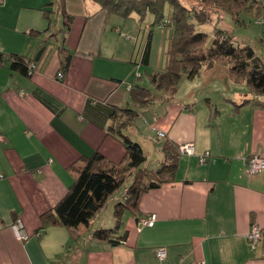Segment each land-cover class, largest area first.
Returning a JSON list of instances; mask_svg holds the SVG:
<instances>
[{"label":"crops","instance_id":"1","mask_svg":"<svg viewBox=\"0 0 264 264\" xmlns=\"http://www.w3.org/2000/svg\"><path fill=\"white\" fill-rule=\"evenodd\" d=\"M56 2L0 1V50L36 61L30 75L0 65V264H264V241L250 243L245 236L253 223L264 228V169L248 174L245 165L249 155H264V95L256 96L259 103L243 100L239 108L232 106L247 89L245 97L254 96L249 88L235 87L218 98L224 101L219 107L240 112V121H193L179 117L180 107L159 125L161 142L190 141L193 152H181L174 180L141 196L138 213H155L153 224L140 226L135 214L125 210L118 228L126 233L123 242L91 238L93 228L114 224L112 205L121 190L76 238L64 227L39 228V214L56 203L72 180L69 163L96 148L108 159L122 157L121 143L105 135V127L113 107L129 103L123 80L111 74L117 67L113 56L101 52L99 37L109 13L99 7L84 17L73 40L70 24L64 37L70 64L56 76L59 55L53 36L48 37L51 23L40 8H55ZM66 8L72 22L74 15H82L68 8V0ZM46 26V31L29 32ZM217 66H209L205 77L229 79ZM208 97L205 103L211 106ZM127 128L135 133L136 119ZM161 142L153 144L157 159ZM17 217L29 234L25 240L10 227ZM160 246L165 248L162 259L154 253Z\"/></svg>","mask_w":264,"mask_h":264},{"label":"trees","instance_id":"2","mask_svg":"<svg viewBox=\"0 0 264 264\" xmlns=\"http://www.w3.org/2000/svg\"><path fill=\"white\" fill-rule=\"evenodd\" d=\"M106 13H115L128 17L131 12L137 18L143 19L146 12L153 15L152 25L164 24L169 32L166 34L164 62L159 69L147 74L149 85H144L133 79L128 81L127 89L129 103L113 107L110 123L105 127V135L116 138L123 147L122 157L111 160L96 148L90 154H82L67 165L72 180L63 195L55 204L39 214V228L45 226H60L66 228L73 238L80 235L81 227L88 226L90 220L107 203L110 196L118 190L122 195L113 202L112 226H97L90 232L92 239L118 244L125 240L126 233L118 232L122 224L125 210L134 213L138 218L139 200L148 190L162 183L175 179L179 156L178 145L172 140L164 139L160 148L162 157L156 168L143 166L146 156L140 143L130 137L124 130L135 123V119L154 99L150 85L166 94L171 99L181 76L193 78L201 67H209L215 63L227 66L229 78L234 82H245L253 97L243 100L260 102L256 96L264 95V56L247 43H236L232 35L223 29L214 27V36L210 45L205 44L207 33L199 29V24L207 22L210 16L202 5L209 3L215 11L227 12L232 18L238 19L241 10L249 9L264 17V3L259 0H93ZM201 1V2H200ZM199 2V3H198ZM47 23H51V13L62 16L61 25L57 31H52L48 37H56L55 43L59 55V70L65 71L69 64L71 53L64 45V37L72 22L73 14L66 8V0H57L56 7H40ZM167 8V12L164 9ZM194 18V19H193ZM264 19L258 22L264 24ZM48 30L31 29L29 32L39 33ZM151 29L148 30V35ZM259 40H264L260 37ZM150 38L146 39L141 62L149 60ZM36 65L35 57H28L18 52L0 50V65L10 70H17L30 75V64ZM141 77L136 72L133 78ZM39 99L50 106V100L39 95ZM240 104V103H239ZM238 105V104H237Z\"/></svg>","mask_w":264,"mask_h":264},{"label":"rangeland","instance_id":"3","mask_svg":"<svg viewBox=\"0 0 264 264\" xmlns=\"http://www.w3.org/2000/svg\"><path fill=\"white\" fill-rule=\"evenodd\" d=\"M182 1L186 3H196V0ZM198 5H202L206 13L210 16L207 22H203L198 26L200 30L207 33L205 40L206 45H210L212 37L214 36L213 28L216 26L232 35L236 43L250 44L258 53L264 56V40H259L261 36L264 37V24L258 22L261 18L264 19L261 14H255L249 9H244L239 12L238 19L236 20L227 12L222 13L221 11H215L209 3H199L197 6ZM68 8L73 12L81 10L82 14L74 15L75 20L71 23L72 30L70 29L69 38L73 40L74 36L76 35V39L79 34L84 17L94 12L98 8V4L93 0H68ZM166 9L167 8L164 9L165 13L167 12ZM51 19V28L53 30L50 29L49 33L54 31L56 24L61 25L62 22L61 15L57 12L51 13ZM152 20L153 15L150 12H146L143 19L137 18V14L131 12L128 17L109 13L104 21L105 29L99 37L101 52H103L102 54L113 56L114 60L112 61H115L117 67L111 71V74L123 80L126 88L128 87V81H132L133 79L141 84L149 85L147 74L152 70L159 69L164 62L163 52L165 49L166 34L169 30H167L164 24L152 25ZM149 29H151V31L148 35ZM147 38H150L149 60L147 64H143L142 62L140 63L139 57L142 55ZM53 40L54 43L57 42L56 37H53ZM69 42L70 41H68V43ZM215 64L218 65L216 68L217 70L227 71L226 64ZM207 68L208 67H201L200 73L193 78L181 76L177 81L176 91L169 100L166 98L164 92L158 91L150 85L151 92L155 94L154 99L144 109L142 112L143 115L136 118L138 128H133L135 129V133H132L134 131L131 132L128 128L124 130L132 139L140 143L146 156L142 164L143 166L152 169L157 167L159 159H157V152L153 144L157 147L161 139L157 138L155 133L157 130L163 131L159 125L163 124L164 121H169L173 115L175 116L180 107L184 109H181L183 113H180L179 117L181 115H186L187 117L189 116V118L192 117L191 120L193 121H240V112L236 113L231 111V109L227 110L219 107H223L222 104L224 101L222 99L218 100V98L220 96H226V92L235 89V87L247 89V84L245 82L230 81V78L229 80L228 78H223V76H216L215 78L208 79L205 77ZM136 72L141 73V77L133 78ZM246 91V94H242L237 102L232 101L233 108L236 109L240 107L237 104L241 103L243 98L249 95L248 89ZM190 93V100L186 102L185 98ZM208 95L212 100L211 106L205 103ZM184 104H188V106L184 107ZM217 109H220V112L216 111ZM141 125L142 127H140ZM134 134L137 136L139 135L138 138ZM119 191H121L120 188L113 192L108 202L99 212L105 209L107 204L115 198L116 193ZM99 212H97L96 215H98Z\"/></svg>","mask_w":264,"mask_h":264},{"label":"built area","instance_id":"4","mask_svg":"<svg viewBox=\"0 0 264 264\" xmlns=\"http://www.w3.org/2000/svg\"><path fill=\"white\" fill-rule=\"evenodd\" d=\"M35 66L36 65H34V63L30 64V68H31L29 70L30 73H32L35 70ZM56 76L61 77L62 76L61 71H57ZM163 135H164L163 131L157 130L156 132L157 137H162ZM178 148L180 152L192 153L193 143L190 141L179 143ZM207 156H208V152L203 153L202 155L199 156V161L203 162ZM245 165L248 174H255L257 172H260L262 169H264V155L260 153H253L249 155L247 158H245ZM155 218H156V214L150 213L148 215H141L138 218L137 222L140 226L151 225L153 224ZM10 227L14 235L18 239L25 240L29 237V234L25 230L23 222L19 217L14 219V221L10 224ZM245 236L247 241L250 243H255L260 240L264 241V228H261L253 223ZM154 253L157 258L162 259L165 256V248L162 246L156 247L154 249Z\"/></svg>","mask_w":264,"mask_h":264}]
</instances>
